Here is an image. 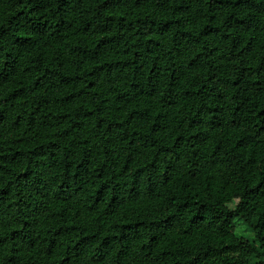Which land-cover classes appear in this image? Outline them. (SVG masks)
Listing matches in <instances>:
<instances>
[{
  "label": "trees",
  "instance_id": "1",
  "mask_svg": "<svg viewBox=\"0 0 264 264\" xmlns=\"http://www.w3.org/2000/svg\"><path fill=\"white\" fill-rule=\"evenodd\" d=\"M0 264H264V0H0Z\"/></svg>",
  "mask_w": 264,
  "mask_h": 264
},
{
  "label": "rangeland",
  "instance_id": "2",
  "mask_svg": "<svg viewBox=\"0 0 264 264\" xmlns=\"http://www.w3.org/2000/svg\"><path fill=\"white\" fill-rule=\"evenodd\" d=\"M239 229L243 230V229H244V227L242 226V228H239ZM239 229H238V232L240 233V232H241V230H239ZM244 234H246V233H244Z\"/></svg>",
  "mask_w": 264,
  "mask_h": 264
}]
</instances>
